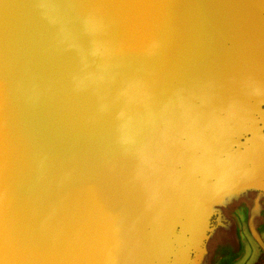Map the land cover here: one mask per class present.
I'll return each instance as SVG.
<instances>
[{
    "label": "water",
    "instance_id": "obj_1",
    "mask_svg": "<svg viewBox=\"0 0 264 264\" xmlns=\"http://www.w3.org/2000/svg\"><path fill=\"white\" fill-rule=\"evenodd\" d=\"M263 222L264 0H0V264H214Z\"/></svg>",
    "mask_w": 264,
    "mask_h": 264
},
{
    "label": "flooded vegetation",
    "instance_id": "obj_2",
    "mask_svg": "<svg viewBox=\"0 0 264 264\" xmlns=\"http://www.w3.org/2000/svg\"><path fill=\"white\" fill-rule=\"evenodd\" d=\"M260 234L264 239V222L259 227ZM241 248L238 252H233L230 247H224L223 252L214 264H259L264 261V250L257 241L252 237L246 225L241 230Z\"/></svg>",
    "mask_w": 264,
    "mask_h": 264
},
{
    "label": "rangeland",
    "instance_id": "obj_3",
    "mask_svg": "<svg viewBox=\"0 0 264 264\" xmlns=\"http://www.w3.org/2000/svg\"><path fill=\"white\" fill-rule=\"evenodd\" d=\"M232 264H237V262H232Z\"/></svg>",
    "mask_w": 264,
    "mask_h": 264
}]
</instances>
